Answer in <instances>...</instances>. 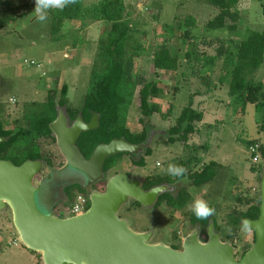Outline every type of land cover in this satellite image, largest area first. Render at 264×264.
<instances>
[{
  "label": "rangeland",
  "instance_id": "rangeland-1",
  "mask_svg": "<svg viewBox=\"0 0 264 264\" xmlns=\"http://www.w3.org/2000/svg\"><path fill=\"white\" fill-rule=\"evenodd\" d=\"M96 0H83L84 4ZM12 11L17 14L31 7L24 18L0 29V84L4 86V94L0 102L4 106L1 118L6 127H12V120L20 114L26 101L44 100L49 89L58 90L61 84L68 86V105L79 109L87 88L89 72L96 48V40L105 35L102 22L67 21L62 27L61 38L54 39L49 24V17L44 9L33 6L35 0H10ZM129 21L133 24L131 40L144 46L141 57L136 60L135 71L146 81L156 79L150 55L163 43H168L172 52L180 56V66L176 73L160 72L156 80L166 92L156 101L162 112L170 108V114L163 118L153 113L150 117L139 121L138 98L135 97L128 111L127 125L131 130H140L143 126L156 131L151 141V154L145 156L124 155L118 164L110 169L107 176L117 172H127L131 176L146 179L165 171L175 174L180 160L192 155H200L202 163L210 160L222 164L219 176L201 187L190 186L187 177L176 180L177 188L187 187L192 200L182 210H174L162 203L153 209L137 207L130 200L119 216L128 220L134 231L153 230L152 242L168 244L190 232L187 214L197 203L213 204V215L218 228L228 243L234 245L237 257L253 243L251 229L238 228L235 234L226 227V216L236 205L237 194H250L254 197L259 192V171L253 167L261 166L262 157L259 150V161L252 163V155L245 142L256 140L258 147H264V108L256 111L254 104L247 103L241 111L240 102L228 95L231 63L222 56L212 71L204 62L196 60V53L213 56L218 43H222L235 51V44L252 31L264 30L262 4L264 0H240L239 11L241 21L238 30L230 33L226 30H206L204 23L217 13V9L204 0H124ZM60 5V3H58ZM5 8L0 3V11ZM179 19L192 15L197 27L192 30V39L182 35L177 26ZM216 38L219 41H216ZM67 44L71 46L67 49ZM77 45V46H76ZM79 51H76V47ZM188 53L190 61L184 59ZM83 53V54H82ZM81 54V55H80ZM203 57V58H204ZM33 62V63H31ZM201 63L200 70L196 68ZM229 63V64H228ZM37 64L40 67H37ZM255 83L259 82L264 91V63L255 73ZM2 91V90H1ZM192 96L193 105L204 114L202 121L195 125L198 133L192 135L185 146L182 142L168 143L167 129L175 123L183 107ZM210 124L212 127H207ZM46 151L52 157L53 166L63 163L55 144H45ZM145 160V166H134L139 157ZM160 165H157V163ZM192 170L200 168V163ZM167 167L170 168L167 171ZM49 166L35 177L34 184L49 171ZM81 182L79 173L75 171H54L53 175L41 183L37 193V207L42 213H48L56 201L65 198V186L72 182ZM99 182V181H98ZM243 194V195H244ZM156 205V204H155ZM244 205L240 203V206ZM239 206V205H238ZM60 207V206H59ZM36 254V253H35ZM31 253L20 241L15 232L11 214L8 210L0 212V264H37V255ZM39 264H42L39 260Z\"/></svg>",
  "mask_w": 264,
  "mask_h": 264
},
{
  "label": "trees",
  "instance_id": "trees-1",
  "mask_svg": "<svg viewBox=\"0 0 264 264\" xmlns=\"http://www.w3.org/2000/svg\"><path fill=\"white\" fill-rule=\"evenodd\" d=\"M217 9V13L208 19L202 28L206 30H226L234 33L238 30L241 21L239 11L240 0H204ZM3 10L0 11V28L24 18L30 12L29 7L25 12L17 14L12 11L10 0H0ZM60 3V5H58ZM33 6L44 9L49 17L50 31L54 39H60L63 25L67 21H77L84 23L102 22L105 35L96 40V48L93 56L92 65L89 72L87 88L83 96L82 105L75 109L68 105L66 83L61 84L58 90L49 89L44 100H30L23 103L20 114L12 120V127H6L1 114L3 113V104L0 102V136L7 140L0 143V160L11 161L14 165H20L26 160L41 159L47 162L49 160L45 144H55V138L49 129V123L55 118V101L59 105L66 106L70 119L74 118L78 112L82 119L88 121L93 113L99 115V124L96 129L89 130L80 134L76 145L85 158H88L93 149L99 143H107L113 138L123 137L130 143H141L146 138L148 127H142L140 130H131L127 125L128 111L135 97L138 98V109L140 113L139 121L142 123L144 118L150 117L153 113L161 114L167 118L170 114V108L162 112L160 104L156 101L166 90L158 85L156 81L157 74L160 72L176 73L180 66V56L173 53L168 43H163L156 47L150 55L153 70L156 73V79L146 81L143 76L135 71V63L141 57L144 46L139 42L129 44L133 24L129 21V14L124 0H96L84 4L83 0H35ZM262 15L264 17V4H262ZM177 19V26L182 29L184 37L192 39V30L197 27V21L194 16L188 15ZM216 41L219 39L216 38ZM216 52L213 56H205L200 53L195 54L196 60H201L203 64L212 71L213 65L224 56V62L231 63L230 79L228 82V95L234 101L240 102V108L243 112L247 103H252L256 111L261 112L264 108V91L261 83L254 81L255 73L264 63V30L261 32L252 31L245 38L235 44V51L231 48L218 43ZM77 46V45H76ZM74 46V47H76ZM184 59L190 61L188 53H185ZM204 57V58H203ZM198 63L196 67L198 72L201 67ZM229 64V63H228ZM2 90V91H1ZM4 86L0 84V96L4 94ZM204 114L193 105L192 96H189L188 104L183 107L175 123L167 129V142H182L185 146L193 134L198 133L196 123L202 121ZM207 127H212L210 124ZM256 140L245 142L246 148L254 145ZM262 157L264 156V147L259 146ZM151 149L145 150L146 155L151 154ZM128 153H120L108 157L103 165V170L112 169L118 164V160ZM200 155H192L180 160L176 166L174 178L162 177L152 180L154 176L143 179V189L163 181L175 182L178 179L187 177L190 186L201 187L204 184L213 181L219 176L222 164L210 160L202 163ZM200 163V168L192 170L193 164ZM51 164V162H48ZM134 166H145V160L141 157L133 162ZM253 170L259 171L260 166L253 167ZM155 176V178H156ZM69 196V205L78 194H83L84 190L79 186H68L66 190ZM237 194L234 198L236 205L232 207L226 216V227L235 234L238 228H247L241 223L242 219H256L259 214L258 194L250 197L249 193L243 195ZM192 200V195L187 187H181L175 195L164 193L159 196L156 207L163 201L168 206L182 210ZM240 203L244 205L240 206ZM133 204L140 207L137 201ZM239 205V206H238ZM213 204L197 203L195 208L188 214L187 218L192 225L199 224L204 228L210 217H213ZM228 236V232H227ZM254 241V239H253ZM248 246L247 248H249ZM247 248L245 250H247ZM31 253L35 254L33 251ZM37 254H35L36 256ZM39 264L40 257L36 256Z\"/></svg>",
  "mask_w": 264,
  "mask_h": 264
},
{
  "label": "water",
  "instance_id": "water-1",
  "mask_svg": "<svg viewBox=\"0 0 264 264\" xmlns=\"http://www.w3.org/2000/svg\"><path fill=\"white\" fill-rule=\"evenodd\" d=\"M98 124L97 113L85 122L80 112L69 123L66 108L56 99L55 118L49 129L65 161L61 169L79 173L83 188L105 177L103 165L108 157L122 152L139 154L150 148L157 133L148 129L145 140L137 144L123 137L113 138L99 143L85 158L76 141L81 133L96 129ZM6 140L0 136V143ZM44 167L41 159L20 165L0 160V212H10L20 241L39 255L42 264H264V159L259 173L258 217L241 220L252 230L254 241L240 259L235 256V247L222 241L221 233L215 231L213 217L206 226L205 242L198 239L196 228L182 238L179 249L152 242V229L132 230L128 220L119 216L130 200L144 209H153L160 195L177 187L163 183L143 189L141 178L124 172L108 177L104 191L92 190L85 211L66 217L52 211L44 214L37 207L40 186L34 184Z\"/></svg>",
  "mask_w": 264,
  "mask_h": 264
},
{
  "label": "flooded vegetation",
  "instance_id": "flooded-vegetation-1",
  "mask_svg": "<svg viewBox=\"0 0 264 264\" xmlns=\"http://www.w3.org/2000/svg\"><path fill=\"white\" fill-rule=\"evenodd\" d=\"M65 108H66V106H64ZM66 110H67V108H66ZM79 113V112H78ZM77 113V114H78ZM77 116V115H76ZM75 116V117H76ZM82 116V115H81ZM74 117V118H75ZM74 118H72V119H70V117H69V123H71L72 121H73V119ZM90 120V119H89ZM88 120V121H89ZM84 121V120H83ZM88 121H85V122H88ZM55 145H56V143H55ZM122 153H128V152H122ZM120 154V153H119ZM140 154H144L145 156H147L146 154H145V151L143 150L142 152H140L139 154H133V153H128V154H124V155H130V156H132V157H134V156H139ZM123 155V156H124ZM143 157V156H142ZM48 158H49V160H47V162H45V161H43L44 162V164L46 165V166H49L50 168H49V171L46 173V174H44L43 176H41L40 177V180H39V182L38 183H36L35 185H38V186H40V188H41V183L44 181V180H46V179H49L52 175H53V172L54 171H56V172H58V171H66V170H63V169H61L62 167H63V165H64V163H65V161H64V159H63V163L61 164V165H59V166H57V167H54L53 166V161H52V157L49 155L48 156ZM63 158V157H62ZM141 157H139V159H140ZM138 159V160H139ZM137 160V161H138ZM48 162H51V164L50 163H48ZM158 165H160V163L158 162ZM161 166V165H160ZM170 170V168L169 167H167V171H169ZM104 171V170H103ZM108 171L109 170H107V171H104L105 172V177L102 179V180H100L99 182H96V183H94L93 185H91L90 187H88V188H83V187H81V183L80 182H77V181H75V182H72L69 186H72V185H74V186H79L80 188H82L83 190H84V193L82 194L83 196H84V199H85V203H86V208L85 209H87L88 208V206H89V193L92 191V190H96V191H104V189H105V185H106V181H107V178L108 177H110V176H107V173H108ZM118 173V172H117ZM124 173H126V174H128L127 172H124ZM114 174H116V173H114ZM113 174V175H114ZM128 175H130V174H128ZM161 176L162 177H171V178H174L173 176H174V174H172V173H169V172H166L165 171V173L164 174H161ZM159 176H156V179L158 178ZM143 180V179H142ZM163 183H167V184H173L174 182H168V181H163V182H160V183H156V184H153L152 186H155V185H158V184H163ZM142 185H143V181H142ZM152 186H150V187H152ZM67 187H68V185H67ZM67 187L65 186V198H63V199H61V200H58V201H56L55 202V204L53 205V207L51 208V210L50 211H52V213L54 214V215H56V216H59V217H63L64 216V211H66L67 210V207H68V205H69V196H68V193H66L67 191ZM149 187V188H150ZM181 188V187H180ZM180 188H176L175 190H173V191H171V192H167V193H171V195H175L176 194V192H177V190L178 189H180ZM162 203H164V205H166V206H168V204H167V202L165 203V201H163ZM161 203V204H162ZM160 204V205H161ZM159 205V206H160ZM60 206V207H59ZM168 207H170V206H168ZM172 208V207H171ZM172 209H174V208H172ZM174 210H178V209H174ZM189 221V220H188ZM189 224H190V227H191V229H190V232L191 231H193L194 229H196V228H199V233H198V239L200 240V241H202V242H205L206 240H207V233H206V226L204 227V228H202L199 224H193L192 225V223H190L189 222ZM215 225V231L216 232H220L221 233V240L222 241H224V242H227L228 243V239H227V233H226V237H224L223 236V232L218 228V226H217V223L216 224H214ZM189 232V233H190ZM252 232V231H251ZM252 234H253V232H252ZM253 239H254V234H253ZM181 240H182V238L180 237V235H179V232H177V234H176V238L175 239H173L172 241H169V243L167 244V245H169L171 248H173V249H179V247H180V243H181ZM232 245V244H231ZM233 247H234V245H232ZM249 248H247V250H248ZM247 250H245V251H243V253H241V255H240V257H237V255H236V253H235V256H236V258L237 259H240L242 256H243V254L247 251Z\"/></svg>",
  "mask_w": 264,
  "mask_h": 264
},
{
  "label": "built area",
  "instance_id": "built-area-1",
  "mask_svg": "<svg viewBox=\"0 0 264 264\" xmlns=\"http://www.w3.org/2000/svg\"><path fill=\"white\" fill-rule=\"evenodd\" d=\"M31 63H33V62H31ZM37 67H40V66L37 64ZM257 150H258L257 144L251 145L249 147V152L252 155L251 159H252L253 164L258 163V161H259V154L257 153ZM157 165H158V163H157ZM85 208H86V203H85L84 196L82 194H78L74 198L73 202L70 205H68L67 210L64 211V216L66 217V216L77 215V214L85 211L86 210Z\"/></svg>",
  "mask_w": 264,
  "mask_h": 264
},
{
  "label": "crops",
  "instance_id": "crops-1",
  "mask_svg": "<svg viewBox=\"0 0 264 264\" xmlns=\"http://www.w3.org/2000/svg\"><path fill=\"white\" fill-rule=\"evenodd\" d=\"M71 46L69 44H67V49H70ZM75 49H77L76 51H79V50H82V49H79V47H76ZM83 54V53H82ZM81 55V54H80Z\"/></svg>",
  "mask_w": 264,
  "mask_h": 264
}]
</instances>
